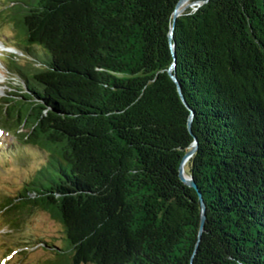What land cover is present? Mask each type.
<instances>
[{
    "label": "trees",
    "instance_id": "1",
    "mask_svg": "<svg viewBox=\"0 0 264 264\" xmlns=\"http://www.w3.org/2000/svg\"><path fill=\"white\" fill-rule=\"evenodd\" d=\"M8 1L27 62L0 123L45 151L0 200L14 226L56 219L53 264H264V0L185 6L174 54L178 0Z\"/></svg>",
    "mask_w": 264,
    "mask_h": 264
},
{
    "label": "rangeland",
    "instance_id": "2",
    "mask_svg": "<svg viewBox=\"0 0 264 264\" xmlns=\"http://www.w3.org/2000/svg\"><path fill=\"white\" fill-rule=\"evenodd\" d=\"M187 1L183 2L187 5L199 2ZM8 6V0H0V96L9 90L8 84L16 87L20 85V78L7 67V58H14L20 63L27 62L26 57H23L12 43L19 41V37L17 34L13 37L15 28L6 18ZM10 52H16L18 56H10ZM16 135L12 128L6 129L0 123V200L5 195L16 194L24 181L30 178L36 167L45 160L44 150L32 144L21 143ZM184 174L190 175L187 166H184ZM22 216L24 217L21 218L20 224L14 226L16 214L0 213V264H53L54 255L51 249L42 244L33 245V240L44 238L46 242L62 243L63 232L60 223L39 208H34ZM22 244H28L25 251L19 250V245Z\"/></svg>",
    "mask_w": 264,
    "mask_h": 264
},
{
    "label": "water",
    "instance_id": "3",
    "mask_svg": "<svg viewBox=\"0 0 264 264\" xmlns=\"http://www.w3.org/2000/svg\"><path fill=\"white\" fill-rule=\"evenodd\" d=\"M183 1L184 0H178L176 2V4H175L174 9H173V23H172L171 28H170V31H169L170 47H171V50H172L173 54H174V43L171 41V38H172V35H173L174 19L183 10V8L185 7V6L180 7V5H181V3ZM173 65H174V63H172L171 67L169 68V73L172 76V78L175 80V82L177 83L179 92L182 95L181 88H180V84H179V82H178V80L176 78L175 73H173L172 70H171V68L173 67ZM191 119H192V112L190 113L189 118H188V126L189 127H190V124H191ZM196 147H197V140L195 138L193 140V142L191 143V147L183 154V156L181 158V162L179 164V170H178L179 177L184 182H186L187 184L193 185V186H195L196 184H195V181L192 178V176L191 175L186 176L184 174V161L194 152V150L196 149ZM204 220H205V204H204L203 201H201V214H200L199 234L203 230Z\"/></svg>",
    "mask_w": 264,
    "mask_h": 264
},
{
    "label": "bare ground",
    "instance_id": "4",
    "mask_svg": "<svg viewBox=\"0 0 264 264\" xmlns=\"http://www.w3.org/2000/svg\"><path fill=\"white\" fill-rule=\"evenodd\" d=\"M188 1H189V0H188ZM188 1H187V2H188ZM186 5H187L186 2H182L181 5H180V7H182V6H186ZM187 6H188V5H187ZM183 9H184V8H183Z\"/></svg>",
    "mask_w": 264,
    "mask_h": 264
}]
</instances>
